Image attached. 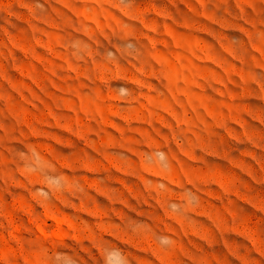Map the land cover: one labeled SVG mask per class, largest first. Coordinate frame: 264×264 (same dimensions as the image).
<instances>
[{"label":"rangeland","instance_id":"obj_1","mask_svg":"<svg viewBox=\"0 0 264 264\" xmlns=\"http://www.w3.org/2000/svg\"><path fill=\"white\" fill-rule=\"evenodd\" d=\"M0 264H264V0H0Z\"/></svg>","mask_w":264,"mask_h":264},{"label":"bare ground","instance_id":"obj_2","mask_svg":"<svg viewBox=\"0 0 264 264\" xmlns=\"http://www.w3.org/2000/svg\"><path fill=\"white\" fill-rule=\"evenodd\" d=\"M104 2H105V0H103ZM7 60V59H6ZM9 62V61H8ZM151 114V113H150ZM150 116H152V115H150ZM137 120V119H136ZM139 120V119H138ZM146 122V121H145ZM149 122V121H148ZM143 123V122H142ZM128 178V177H127ZM56 223V226L59 228L61 225H62V223L60 222V221H55ZM42 233V232H41ZM64 235H60V236H58L57 237V239L59 238V239H63V238H61V237H63Z\"/></svg>","mask_w":264,"mask_h":264}]
</instances>
